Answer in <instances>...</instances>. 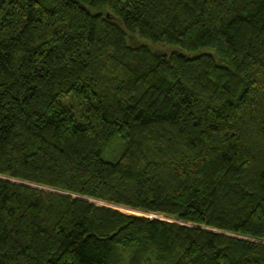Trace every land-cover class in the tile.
<instances>
[{"label":"trees","instance_id":"trees-1","mask_svg":"<svg viewBox=\"0 0 264 264\" xmlns=\"http://www.w3.org/2000/svg\"><path fill=\"white\" fill-rule=\"evenodd\" d=\"M0 264H264V0H0Z\"/></svg>","mask_w":264,"mask_h":264},{"label":"rangeland","instance_id":"rangeland-1","mask_svg":"<svg viewBox=\"0 0 264 264\" xmlns=\"http://www.w3.org/2000/svg\"><path fill=\"white\" fill-rule=\"evenodd\" d=\"M128 42H129V44L130 45H150L146 40H144V39H142V38H139L137 35H135V34H132L129 38H128ZM151 47H152V49L153 50H157V51H159V52H161V53H170L172 50H171V48H169V47H159V46H152L151 45ZM119 142V140L118 139H114V141L108 146V147H106L105 149H104V154H103V156H104V158L106 159V160H108V161H114V160H116L117 159V156H118V154H119V152H120V146L118 145V147H116V142ZM88 200V199H87ZM91 202H94L95 204H97V205H105V204H103L102 202H97V201H95V200H91ZM107 206V205H106ZM109 207V206H108ZM119 210V209H118ZM127 214H130V213H127ZM133 214V213H132ZM134 215H137V216H143V217H149L150 218V216L148 215V214H146V213H143V212H140L139 214H137V213H134ZM158 219H162V218H160V216H158L157 217ZM165 220H168V221H172L171 219H165Z\"/></svg>","mask_w":264,"mask_h":264},{"label":"bare ground","instance_id":"bare-ground-1","mask_svg":"<svg viewBox=\"0 0 264 264\" xmlns=\"http://www.w3.org/2000/svg\"><path fill=\"white\" fill-rule=\"evenodd\" d=\"M90 200V199H89ZM91 201V200H90ZM99 202V201H97ZM103 204L109 206V207H112V208H115V209H119L120 211L124 212V213H130V214H134V213H137L139 214L140 211L138 210H134V209H131V208H127V207H122V206H117V205H112V204H108V203H104L102 202Z\"/></svg>","mask_w":264,"mask_h":264},{"label":"water","instance_id":"water-1","mask_svg":"<svg viewBox=\"0 0 264 264\" xmlns=\"http://www.w3.org/2000/svg\"><path fill=\"white\" fill-rule=\"evenodd\" d=\"M120 211V210H119ZM122 212V211H121ZM122 213H124V212H122ZM144 213V212H143ZM124 214H127V213H124ZM150 214V213H149ZM152 214V215H151ZM150 215L151 216H154V217H152V219H158L157 218V216H159L158 214H155V213H151ZM129 215V214H128ZM151 218V217H150ZM217 233V232H216Z\"/></svg>","mask_w":264,"mask_h":264},{"label":"built area","instance_id":"built-area-1","mask_svg":"<svg viewBox=\"0 0 264 264\" xmlns=\"http://www.w3.org/2000/svg\"><path fill=\"white\" fill-rule=\"evenodd\" d=\"M148 215H149L151 218H152V217H154V216H151L152 214H151V215H150V214H148ZM157 217H158V216H157Z\"/></svg>","mask_w":264,"mask_h":264}]
</instances>
